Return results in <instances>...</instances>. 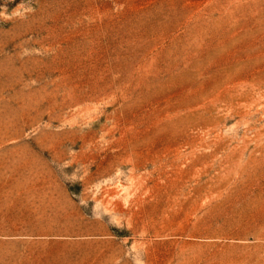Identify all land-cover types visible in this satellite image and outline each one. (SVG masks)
Instances as JSON below:
<instances>
[{"label": "rangeland", "instance_id": "1", "mask_svg": "<svg viewBox=\"0 0 264 264\" xmlns=\"http://www.w3.org/2000/svg\"><path fill=\"white\" fill-rule=\"evenodd\" d=\"M0 264H264V0H0Z\"/></svg>", "mask_w": 264, "mask_h": 264}]
</instances>
